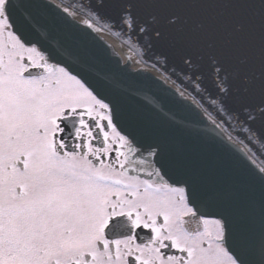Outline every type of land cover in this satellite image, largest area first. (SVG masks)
Here are the masks:
<instances>
[{
	"label": "snow or ice",
	"instance_id": "6c2138e0",
	"mask_svg": "<svg viewBox=\"0 0 264 264\" xmlns=\"http://www.w3.org/2000/svg\"><path fill=\"white\" fill-rule=\"evenodd\" d=\"M104 32L182 86L130 74ZM0 264H264V0H0Z\"/></svg>",
	"mask_w": 264,
	"mask_h": 264
},
{
	"label": "water",
	"instance_id": "95a60500",
	"mask_svg": "<svg viewBox=\"0 0 264 264\" xmlns=\"http://www.w3.org/2000/svg\"><path fill=\"white\" fill-rule=\"evenodd\" d=\"M113 38H115V37H113ZM31 39H35V37H31ZM95 40L97 42L96 47H102L101 45H99V42H101V41L103 42V44L110 45L111 46L110 52L115 54L113 57V61L119 62L121 64V58L116 54L113 46L108 41H106L99 34L96 35ZM116 40L121 43L120 40H118V39H116ZM125 46L128 47L127 45H125ZM134 52L137 55H139L140 57H142L141 53L136 52V51H134ZM109 54H110L109 51L105 49L104 55H109ZM142 58L150 67H152L158 73H160L164 76H170V80H176V77L174 75H171L170 73H165L160 66L154 67L153 66V63H154L153 60L149 59L148 56H144ZM51 62L56 63V60L53 59ZM133 70H134L133 64L131 63L130 67H128L129 73L135 75L138 72H140V70H138V71H133ZM140 76L141 77L147 76V77L151 78L152 80H154L156 82V84H158L160 87H163L170 92H173V93L175 92L171 88H169L163 81H161L160 79L155 77L153 74H151L150 72H148L144 69L142 72H140ZM126 83H128V81H126ZM175 86H182V81L177 80ZM154 91H158V90L154 89ZM181 103H184V102L181 101ZM188 103H191V101H188ZM139 104H140V102L138 101L137 98L126 97L122 101V109L125 112H132V111H135L139 107ZM169 107H172V110L176 111L177 119H179L181 121L191 122L193 129L198 127V124L196 122V118L192 112L177 110L172 105H169ZM140 114L143 118L152 121L162 131L171 132L174 135L175 139L178 142L182 143L189 152L202 156L209 168L216 169L217 171L224 174L225 176H236V175H238V172H237L238 166H237L236 162L233 161L231 158L226 157L223 154H221L220 152H218L214 147H212L210 145L203 144L199 140V138L195 135L194 131L185 130V129H177L174 126L165 125L161 122L159 117L153 116L146 109L143 110ZM245 192L249 198L255 200L258 204L259 198H260V191H259L258 187L246 186Z\"/></svg>",
	"mask_w": 264,
	"mask_h": 264
},
{
	"label": "bare ground",
	"instance_id": "6f19581e",
	"mask_svg": "<svg viewBox=\"0 0 264 264\" xmlns=\"http://www.w3.org/2000/svg\"><path fill=\"white\" fill-rule=\"evenodd\" d=\"M101 37H103L106 41H108L114 48L116 54L121 58V64L123 65L126 62V58H131L132 64H133V71H138L141 68L150 72L153 74L155 77L160 79L161 81L164 82L163 77L164 75L158 73L155 71L152 67H150L142 57L137 55L133 50H130L128 47L125 45L121 44L119 41L111 37L108 33H98ZM139 61V63L137 62ZM165 83V82H164ZM169 88H171L173 91H175L176 87L175 85L171 84L170 82L165 83ZM173 87V88H172Z\"/></svg>",
	"mask_w": 264,
	"mask_h": 264
},
{
	"label": "flooded vegetation",
	"instance_id": "af4514ba",
	"mask_svg": "<svg viewBox=\"0 0 264 264\" xmlns=\"http://www.w3.org/2000/svg\"><path fill=\"white\" fill-rule=\"evenodd\" d=\"M85 119H87V117H85ZM131 174L136 175L138 177V179H141V180L147 179V177L143 173H140V172L131 173ZM183 219L186 221V223L183 225L185 230H187L189 232H193V233L197 230H199L201 232L204 230V225L199 220L193 222L191 217H184ZM208 219H211V218H208ZM160 222H163L162 218H160ZM211 227L212 226L209 225V228H211ZM138 231L143 232V230H138Z\"/></svg>",
	"mask_w": 264,
	"mask_h": 264
},
{
	"label": "rangeland",
	"instance_id": "374dc122",
	"mask_svg": "<svg viewBox=\"0 0 264 264\" xmlns=\"http://www.w3.org/2000/svg\"><path fill=\"white\" fill-rule=\"evenodd\" d=\"M2 39H3V41H4L5 43H8V42H9V41H8V37H7L6 34L4 35V37H3Z\"/></svg>",
	"mask_w": 264,
	"mask_h": 264
}]
</instances>
